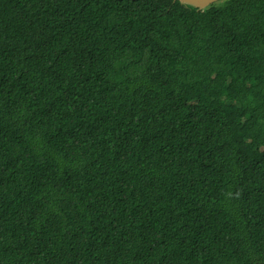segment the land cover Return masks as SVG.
<instances>
[{
	"label": "trees",
	"instance_id": "trees-1",
	"mask_svg": "<svg viewBox=\"0 0 264 264\" xmlns=\"http://www.w3.org/2000/svg\"><path fill=\"white\" fill-rule=\"evenodd\" d=\"M0 264H264V0H0Z\"/></svg>",
	"mask_w": 264,
	"mask_h": 264
},
{
	"label": "water",
	"instance_id": "water-1",
	"mask_svg": "<svg viewBox=\"0 0 264 264\" xmlns=\"http://www.w3.org/2000/svg\"><path fill=\"white\" fill-rule=\"evenodd\" d=\"M179 1L181 3L193 5L197 7L199 10H202L218 0H179Z\"/></svg>",
	"mask_w": 264,
	"mask_h": 264
}]
</instances>
